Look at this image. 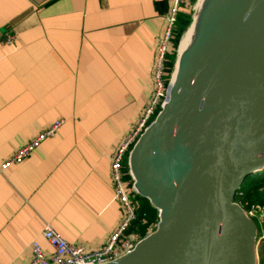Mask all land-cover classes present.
Wrapping results in <instances>:
<instances>
[{"label":"crops","instance_id":"1","mask_svg":"<svg viewBox=\"0 0 264 264\" xmlns=\"http://www.w3.org/2000/svg\"><path fill=\"white\" fill-rule=\"evenodd\" d=\"M170 5L0 0V41L16 36L0 47V264H31L34 241L51 254L47 225L96 252L120 224L111 161L152 97ZM58 120L29 158L2 169Z\"/></svg>","mask_w":264,"mask_h":264},{"label":"water","instance_id":"2","mask_svg":"<svg viewBox=\"0 0 264 264\" xmlns=\"http://www.w3.org/2000/svg\"><path fill=\"white\" fill-rule=\"evenodd\" d=\"M156 230L109 264H258L236 203L264 174V0H221L128 158Z\"/></svg>","mask_w":264,"mask_h":264},{"label":"built area","instance_id":"3","mask_svg":"<svg viewBox=\"0 0 264 264\" xmlns=\"http://www.w3.org/2000/svg\"><path fill=\"white\" fill-rule=\"evenodd\" d=\"M170 11L166 18V27L159 42L156 53V59L153 70L154 91L148 106L146 107L142 118L129 134V136L120 144L111 161V181L116 200L122 206L123 215L118 227L110 235L107 242L101 250L88 252L84 247L73 245L67 242L53 227L47 225L44 228L43 236L52 247V253L44 252L39 242L32 243V261L31 264H109L119 258L132 252L137 244L143 238L136 235L127 236V231L132 223L137 219V206L132 200V191H134V180L128 166V158L131 150L139 140L148 126L155 120L168 100L169 84L166 83V56L171 45L173 28L175 26L178 14L182 11L186 0H169ZM16 42L14 34H8L4 42L0 41V47L4 44L13 45ZM65 120L54 122L45 132L31 140L28 144L19 149L14 156L3 166L7 170L12 164L21 163L31 156V154L49 137L54 136L63 126ZM129 177V178H127ZM132 189V191H131ZM236 197V203L241 206L246 215L252 219L257 227H262L263 233L257 236V252L264 243V206L243 204L239 197ZM156 228H152L153 233ZM262 244V245H261ZM260 264V263H258Z\"/></svg>","mask_w":264,"mask_h":264},{"label":"trees","instance_id":"4","mask_svg":"<svg viewBox=\"0 0 264 264\" xmlns=\"http://www.w3.org/2000/svg\"><path fill=\"white\" fill-rule=\"evenodd\" d=\"M197 0H190L191 4H195ZM190 4V5H191ZM192 8V7H191ZM182 10L178 14L175 26L173 28V35L171 40V45L166 56L165 70H166V83L169 84L171 76L175 67L177 60V53L179 49L180 42L188 30L192 22L193 11L192 9ZM126 171H128V166L126 163ZM255 181L248 183L242 188V197H239L243 204L261 205L264 206V174L261 176H254ZM129 178V177H127ZM138 206L137 212L138 217L132 223L127 231V236L135 234L139 238H144L149 229L156 226L159 222V212L153 208L150 202L140 196H137ZM263 249V248H262ZM261 249V250H262ZM260 264H264V251L260 253Z\"/></svg>","mask_w":264,"mask_h":264},{"label":"bare ground","instance_id":"5","mask_svg":"<svg viewBox=\"0 0 264 264\" xmlns=\"http://www.w3.org/2000/svg\"><path fill=\"white\" fill-rule=\"evenodd\" d=\"M221 0H197L191 25L185 32L178 49L177 60L171 76L170 86H174L178 79L181 60L190 55L196 46L202 29Z\"/></svg>","mask_w":264,"mask_h":264},{"label":"rangeland","instance_id":"6","mask_svg":"<svg viewBox=\"0 0 264 264\" xmlns=\"http://www.w3.org/2000/svg\"><path fill=\"white\" fill-rule=\"evenodd\" d=\"M191 4V3H190ZM195 5H196V3L195 4H191V6H190V8L192 9V11H193V14H194V9H195ZM190 8H188V9H190ZM187 9V10H188ZM171 81V80H170ZM262 176V175H261ZM256 179H255V177H250L246 182H245V184H244V186H246L248 183H251V182H253V181H255ZM243 186V187H244ZM258 230H259V234H262L263 233V230H262V227H260V226H258ZM131 235H135V234H131ZM263 244V245H262ZM261 245V248H260V250H258V263H260V253L262 252V250L264 251V243H262ZM263 248V249H262ZM262 249V250H261Z\"/></svg>","mask_w":264,"mask_h":264}]
</instances>
